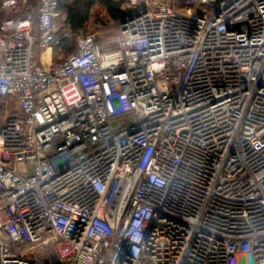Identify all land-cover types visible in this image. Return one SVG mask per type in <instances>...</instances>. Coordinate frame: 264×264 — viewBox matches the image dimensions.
Wrapping results in <instances>:
<instances>
[{"label": "built area", "instance_id": "2783aa9c", "mask_svg": "<svg viewBox=\"0 0 264 264\" xmlns=\"http://www.w3.org/2000/svg\"><path fill=\"white\" fill-rule=\"evenodd\" d=\"M115 1L0 21V264H264V0Z\"/></svg>", "mask_w": 264, "mask_h": 264}, {"label": "rangeland", "instance_id": "374dc122", "mask_svg": "<svg viewBox=\"0 0 264 264\" xmlns=\"http://www.w3.org/2000/svg\"><path fill=\"white\" fill-rule=\"evenodd\" d=\"M102 0H97L95 2V5L91 8L90 10V15H89V21L85 28L76 34L71 33L70 38H74L73 40L75 41L76 37L79 35H95L96 39L98 40L100 46L105 50V51H111L116 49L117 47V36L119 34V28H118V22L115 20H112L111 16L108 13V10L106 7L103 5ZM27 3V7L25 9L27 10H33L37 9L38 6V0H17V5L15 8H9L4 10L8 16L12 15L13 17L16 18H21L27 15L28 13H24L23 6ZM122 8V7H121ZM65 17L67 18L66 14L64 13ZM72 40V41H73ZM73 41V42H74ZM72 42V43H73ZM37 50V49H36ZM44 52L43 50H37L36 51V60L38 61V64H41V56L43 57ZM70 55V51H64L61 50H56L54 52V57L55 61H57L58 57H61L62 59L67 58V56ZM50 61V57H49ZM49 63V62H46Z\"/></svg>", "mask_w": 264, "mask_h": 264}, {"label": "trees", "instance_id": "16d2710c", "mask_svg": "<svg viewBox=\"0 0 264 264\" xmlns=\"http://www.w3.org/2000/svg\"><path fill=\"white\" fill-rule=\"evenodd\" d=\"M102 1L103 5L108 10V13L111 16L112 20L117 21L119 26L121 20H124L126 16V14L121 8L122 5L115 0ZM95 2H97V0H59V10L60 12L65 13L67 16V24L69 25L68 31L70 35L71 33L76 34L78 32H81L85 28L89 21L90 10L95 5ZM26 5L27 3L25 4V6H23L24 13H28L30 11L25 9L27 7ZM4 12V10L0 12V21L8 18H16L12 15L8 16ZM73 39L74 38L71 39L69 37V39L63 41L61 46L64 51H70V53L74 51L75 41ZM56 50L57 49H55L54 52Z\"/></svg>", "mask_w": 264, "mask_h": 264}, {"label": "bare ground", "instance_id": "6f19581e", "mask_svg": "<svg viewBox=\"0 0 264 264\" xmlns=\"http://www.w3.org/2000/svg\"><path fill=\"white\" fill-rule=\"evenodd\" d=\"M49 57H50V52L47 51V52L44 54V60H45V62H49Z\"/></svg>", "mask_w": 264, "mask_h": 264}, {"label": "crops", "instance_id": "0c3cea01", "mask_svg": "<svg viewBox=\"0 0 264 264\" xmlns=\"http://www.w3.org/2000/svg\"><path fill=\"white\" fill-rule=\"evenodd\" d=\"M42 63H45V64H46V62H45V60H44V55H43V57H42Z\"/></svg>", "mask_w": 264, "mask_h": 264}, {"label": "water", "instance_id": "95a60500", "mask_svg": "<svg viewBox=\"0 0 264 264\" xmlns=\"http://www.w3.org/2000/svg\"><path fill=\"white\" fill-rule=\"evenodd\" d=\"M239 28V26H237V29Z\"/></svg>", "mask_w": 264, "mask_h": 264}]
</instances>
